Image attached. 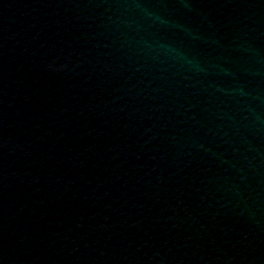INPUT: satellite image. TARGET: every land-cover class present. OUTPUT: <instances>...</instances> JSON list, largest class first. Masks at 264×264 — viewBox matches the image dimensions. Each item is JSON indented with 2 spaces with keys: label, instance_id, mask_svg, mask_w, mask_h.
<instances>
[{
  "label": "water",
  "instance_id": "water-1",
  "mask_svg": "<svg viewBox=\"0 0 264 264\" xmlns=\"http://www.w3.org/2000/svg\"><path fill=\"white\" fill-rule=\"evenodd\" d=\"M0 264H166L145 0H0Z\"/></svg>",
  "mask_w": 264,
  "mask_h": 264
}]
</instances>
